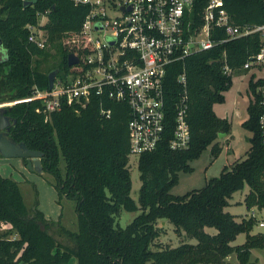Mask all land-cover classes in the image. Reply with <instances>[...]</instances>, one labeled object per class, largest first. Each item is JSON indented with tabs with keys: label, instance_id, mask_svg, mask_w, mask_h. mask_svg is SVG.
Masks as SVG:
<instances>
[{
	"label": "trees",
	"instance_id": "16d2710c",
	"mask_svg": "<svg viewBox=\"0 0 264 264\" xmlns=\"http://www.w3.org/2000/svg\"><path fill=\"white\" fill-rule=\"evenodd\" d=\"M207 1L193 0L194 16L201 15ZM223 6L238 27L254 26L264 15L262 0H223ZM86 11V5L72 0H0V37L5 51L0 59V102L29 94L33 85L47 87V73L55 67L57 76L68 72L67 53L79 49L68 38L79 30ZM42 15L46 20L38 25ZM26 24L44 29L50 45L38 47L30 42ZM219 34L224 36V31L220 29ZM258 43V33L251 32L167 66L164 129L156 146L138 155L136 201L130 196V107L125 100L92 96L84 106L63 103L48 118L36 110L37 100L9 105L6 113L16 119L9 135L41 152L43 172L51 174L59 197L75 201L77 221L74 230L58 226L71 241L63 243L52 232L54 221L44 216L36 201L32 206L26 204L19 182L0 173V264H66L71 258L76 264H224L232 252L239 264H253L248 260L251 249L264 247V234L250 232L254 216L238 220L225 206L233 192L246 184L245 207L264 208V141L255 101L250 98L247 118L241 122L251 131L245 155L222 165L217 176L198 188L182 194L170 189L177 182L178 171H190L189 161L208 145L215 158L221 150L218 133H229L230 121L213 109L224 100L223 92L231 84V75L222 71L223 54L231 68H240ZM43 63H47L45 69ZM182 63L187 79L189 141L187 147L171 148L174 103L181 87L176 77ZM255 86L249 82L254 97ZM100 106L110 108L108 117L99 113ZM122 209L139 212L121 226L117 218ZM161 221L171 223L177 235L196 241L158 245L154 240L162 232ZM206 226L216 232H207ZM240 232L244 241L232 244Z\"/></svg>",
	"mask_w": 264,
	"mask_h": 264
},
{
	"label": "built area",
	"instance_id": "2783aa9c",
	"mask_svg": "<svg viewBox=\"0 0 264 264\" xmlns=\"http://www.w3.org/2000/svg\"><path fill=\"white\" fill-rule=\"evenodd\" d=\"M72 1L87 6L79 30L67 37L79 46L77 52H72L77 62L69 66L63 77L55 75L51 87L33 85L29 94L2 101L0 105L37 100L36 110L48 118L63 103L84 106L92 96L125 100L130 107L129 154L139 155L153 149L162 136L167 66L218 43L257 32L258 48L240 68L258 73L253 78L256 95L252 94L251 99L259 109L258 127L264 141V15L254 26L238 27L229 20L223 0H208L200 16L192 13L193 0ZM262 4L264 8V0ZM44 21L39 19L38 25ZM26 27L28 40L44 47L46 31L37 25ZM219 28L224 36L219 34ZM222 59V71L232 75L235 68L225 62L224 54ZM176 78L181 87L174 103V130L169 146L184 148L189 141L184 63ZM99 113L108 117L110 108L100 106ZM250 215L254 216L253 211ZM258 224L263 225L264 221Z\"/></svg>",
	"mask_w": 264,
	"mask_h": 264
},
{
	"label": "rangeland",
	"instance_id": "374dc122",
	"mask_svg": "<svg viewBox=\"0 0 264 264\" xmlns=\"http://www.w3.org/2000/svg\"><path fill=\"white\" fill-rule=\"evenodd\" d=\"M40 20H46L45 16H41ZM48 40L44 47L49 46ZM51 48V47H49ZM52 51V48L50 49ZM2 53V48L0 54ZM4 53V51H3ZM2 55V54H1ZM47 63L42 64V68L47 67ZM253 74V76H252ZM258 74L254 69H241L235 68L231 75V84L223 92L224 100L217 102L213 105L214 111L217 115L227 118L230 121L229 132V147H226L227 138L222 135L217 137L220 143H223V148L215 158L211 155L210 146L208 145L197 158L189 161L192 165L190 171H178L177 182L171 187L170 192L173 194H182L192 188H198L204 184L206 179L212 176H217L223 164L230 163L238 157H243L245 151L250 145L249 137L251 131L244 128L241 122L247 118L246 106L252 96L249 88V82L254 76ZM7 101V100H6ZM227 152V153H226ZM138 155L129 154V174H130V196L136 201L138 190L140 186L139 170L137 168ZM62 166V164H61ZM6 171H9L6 172ZM0 172L10 176L19 182L21 191L23 193L25 202L28 206H32L36 201L39 209L43 210L48 215L49 220L54 221L52 225V232L60 241L65 244H70L71 241L58 226H64L67 229H76V211L75 201L65 197L64 195L58 196L57 190L54 188L51 174L47 172H38L34 169H29L22 157H1ZM247 191L245 184L241 190L233 192L232 196L228 199L230 204L225 206V210L235 214V218L240 220L242 217H247L249 210L245 207L243 197ZM139 211H127L122 209L119 213L117 221L119 225L125 226L135 214ZM255 222L253 223L250 232H261L264 234V225H259L258 221L264 220V208H254ZM162 226V232L154 240L160 246L170 245L174 246L180 241L186 240L195 242L194 238H187L183 234L177 235L173 230V225L169 222H158ZM57 226V227H56ZM59 229V232L57 231ZM205 230L209 233L216 232L213 227L206 226ZM57 232V233H56ZM244 233L240 232L236 235L235 239L231 241L232 244H239L244 241ZM156 247V246H153ZM249 262L253 264H264V247H254L251 249L249 255ZM66 264H76L75 259L71 258ZM191 264H203L200 262H193ZM214 264V263H206ZM224 264H239L235 252L226 256Z\"/></svg>",
	"mask_w": 264,
	"mask_h": 264
},
{
	"label": "water",
	"instance_id": "95a60500",
	"mask_svg": "<svg viewBox=\"0 0 264 264\" xmlns=\"http://www.w3.org/2000/svg\"><path fill=\"white\" fill-rule=\"evenodd\" d=\"M28 1H24L26 4ZM0 48H2V41L0 37ZM67 65L70 66L77 62V56L68 52L66 57ZM58 72V68L55 67L48 71V87L52 86L55 75ZM10 106L0 105V155L3 157H22L25 159L26 166L29 169H34L38 172L43 170L41 163V152L36 149H31L26 146L23 141H15L13 137L9 135L10 126L16 122L15 118H12L6 113ZM224 133H218V137H221Z\"/></svg>",
	"mask_w": 264,
	"mask_h": 264
},
{
	"label": "crops",
	"instance_id": "0c3cea01",
	"mask_svg": "<svg viewBox=\"0 0 264 264\" xmlns=\"http://www.w3.org/2000/svg\"><path fill=\"white\" fill-rule=\"evenodd\" d=\"M229 132H230V130H229ZM224 135V134H223ZM229 133L227 134V135H224V137L225 138H227L228 139V141L226 142V147L227 148H231V147H229L228 145H229V142H230V140H229ZM219 144H220V146H221V149L223 148V143H220L219 142ZM220 153V152H219ZM227 153V152H226ZM218 156V155H217ZM1 157L2 156H0V161H1ZM4 158H7V157H4ZM232 162V161H231ZM230 162V163H231ZM229 163H227L226 165H228ZM224 165V164H223ZM221 169V168H220ZM6 172H8L9 173V171H6ZM2 175H4V176H7L6 174H5V172L4 173H2V172H0ZM247 190H248V186H247ZM247 192V191H246ZM245 192V193H246ZM244 193V194H245ZM228 203L230 204V202L228 201ZM254 208H256L255 206H253V207H251L250 209H247V210H249V214L247 215V216H249L250 215V213H251V211H253V213H254ZM41 210V209H40ZM43 211V210H42ZM43 213H44V215L48 218V215L47 214H45V212L43 211ZM254 217H255V214H254ZM263 220V219H262ZM264 221V220H263ZM264 225V224H263Z\"/></svg>",
	"mask_w": 264,
	"mask_h": 264
},
{
	"label": "flooded vegetation",
	"instance_id": "af4514ba",
	"mask_svg": "<svg viewBox=\"0 0 264 264\" xmlns=\"http://www.w3.org/2000/svg\"><path fill=\"white\" fill-rule=\"evenodd\" d=\"M0 50H1V48H0ZM3 51H4V49L2 48V53H1L2 55L0 54V59H1V58H4L5 51H4V53H3Z\"/></svg>",
	"mask_w": 264,
	"mask_h": 264
}]
</instances>
